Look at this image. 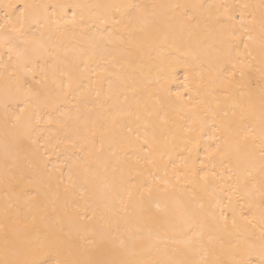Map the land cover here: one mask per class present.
Listing matches in <instances>:
<instances>
[{
  "label": "bare ground",
  "instance_id": "1",
  "mask_svg": "<svg viewBox=\"0 0 264 264\" xmlns=\"http://www.w3.org/2000/svg\"><path fill=\"white\" fill-rule=\"evenodd\" d=\"M262 17L264 0H0V25L46 49L18 93L0 28V261L264 264Z\"/></svg>",
  "mask_w": 264,
  "mask_h": 264
},
{
  "label": "snow or ice",
  "instance_id": "2",
  "mask_svg": "<svg viewBox=\"0 0 264 264\" xmlns=\"http://www.w3.org/2000/svg\"><path fill=\"white\" fill-rule=\"evenodd\" d=\"M116 8H120L121 6L116 5L114 6ZM203 7V6H201ZM225 8V14L227 15V11L229 6L225 5L223 6ZM24 13L23 11L21 12V17H23ZM228 19L229 20H235V16L234 15H228ZM242 33L243 34H247L249 29L247 27H245L246 24H253L254 20H246L245 16L243 13H241L240 15V20L236 22ZM11 25V29L10 32L14 33L15 35H10L8 29V26ZM260 27H261V31L262 33H264V17L261 18V23H260ZM0 28H5L6 31L4 33V43L8 48V55H9V60L12 61V65H13V69L14 72L16 69H19L20 72L23 74L21 76H19L16 81H15V88L16 91L18 93H23L24 95L28 96L31 95V89L30 88H25L24 86V77H26L28 74L33 72V68L30 66L33 58L35 57V55L37 53H39L41 50H46L44 43L42 40H38L35 38L32 39H27L24 36V21H19V27L16 26V24L12 23L11 21H6L4 25H0ZM240 35V33L237 32H232L231 34V40H237L238 36ZM248 40H251L252 37L248 36L247 37ZM18 41L17 43H13V41ZM247 44H245V47L247 48ZM234 47V45H232L231 43H229L227 51L225 53L226 56V63H233V68L236 67V64L233 62L232 60V48ZM249 55H251V53H249ZM239 58V53H237V59ZM244 67H248L249 69H251V65H245L243 63V61H240V68H241V75H244L243 72V68ZM261 76L262 78H264V69L261 70ZM185 79H187V77H185ZM64 87H69L68 84H64ZM187 87V85H185V88ZM177 96H180V93L177 92L176 93ZM261 106L262 109H264V94H262V100H261ZM25 112L24 108H20V112L19 114L13 112V127H19L21 125V117L22 114ZM225 115H227V113H225ZM215 127V125H213ZM129 134L132 133V129L129 128L128 129ZM25 135H30L29 131H25L24 133ZM39 141L37 139L32 140V143L37 144ZM211 155V154H210ZM261 159L262 161H264V137H262V154H261ZM264 167V166H262ZM209 173H205L203 176L200 177L201 180L203 181H207ZM211 175H215V173H212ZM221 201L217 200L216 203V207H219L221 205ZM157 209L160 208L159 204H155L154 205ZM198 207L203 210L204 205L203 203L199 204ZM235 210L233 209V212ZM214 217V213H211ZM220 218L225 222V224L227 223V217L224 215L223 213V209H221L220 212ZM250 222V221H249ZM233 224H235V216L233 218ZM264 234V233H262ZM158 239V238H157ZM13 251L15 252V249H13ZM205 256H207V253H205ZM0 264H31V261L26 260V259H6L3 261H0ZM122 264H134V262L131 261H124L122 262ZM138 264H151V262L148 261H144V262H138ZM165 264H221V262L219 260H208L205 258H201L200 260H195V261H190V260H186V261H176L173 260L171 258H169L167 261H165ZM239 264H246L245 261H240Z\"/></svg>",
  "mask_w": 264,
  "mask_h": 264
}]
</instances>
